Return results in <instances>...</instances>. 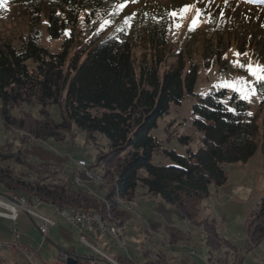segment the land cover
Returning <instances> with one entry per match:
<instances>
[{"label":"trees","instance_id":"obj_1","mask_svg":"<svg viewBox=\"0 0 264 264\" xmlns=\"http://www.w3.org/2000/svg\"><path fill=\"white\" fill-rule=\"evenodd\" d=\"M13 2L36 24L43 17L51 40H64L59 52L52 53L38 45L37 33L29 34L18 47L0 38L3 127L22 130L40 142L61 143L70 134L73 139L81 135L83 146L94 153L90 163L85 160L87 169L100 171L108 187L103 202L75 184L83 173H78L80 177L76 171L65 174L56 183L50 182L55 173L29 181L15 177L9 167L0 166V186L8 193L37 198L58 209L77 208L101 217L112 214L122 225L129 216L118 213L116 200L131 202L139 186L148 196L179 210L183 220L194 221L199 212L197 203L209 197V188L226 182V167L246 163L257 149L264 157V112L259 128L256 118L247 115L248 104L236 93L228 95L222 89L203 97L195 95L197 67L193 64L185 70L184 62L178 60L176 66L160 74L170 48L167 22L162 18L120 15L111 0ZM105 18L110 22L100 27ZM212 26L205 23L207 35H212ZM216 37L219 42V34ZM242 42L239 52L244 53L246 47L252 49L256 61L264 66V31L252 33L248 46ZM141 45L148 55L144 54L135 66L134 50ZM207 58L214 60L220 71L224 69L217 44ZM256 90L264 107V82H258ZM185 96L194 99L191 127L200 133L199 147L193 151L189 147L191 137H179L177 141L185 149V154L179 155L165 149L151 132L170 106L179 105ZM21 106L37 108V115L22 112L14 117L13 110ZM50 107L59 108V121L50 117ZM73 145L74 140L68 150ZM155 156L171 165L154 163ZM5 160L0 158V162ZM90 188L94 191L96 187ZM201 224L208 253L206 264L242 263L236 249L219 238L213 221ZM168 234L169 244L178 242L175 232L168 230ZM245 234L250 250L264 241V196L250 215ZM119 260L130 263L126 258ZM78 264L88 262L78 260ZM147 264L166 263L159 258Z\"/></svg>","mask_w":264,"mask_h":264},{"label":"rangeland","instance_id":"obj_2","mask_svg":"<svg viewBox=\"0 0 264 264\" xmlns=\"http://www.w3.org/2000/svg\"><path fill=\"white\" fill-rule=\"evenodd\" d=\"M111 1L115 11L120 15L159 17L167 22L170 48L160 67V74L176 66L178 60L184 62L185 70L189 64L195 65L197 67L195 95L203 97L212 90L222 89L226 90L229 95L236 92L221 86L224 82L231 83L241 80L247 82L246 90L252 94L248 99L242 100L249 106L247 115L256 118L257 125L261 127L264 107L260 106L261 97L256 90L258 81L247 69L249 65L253 68H264V66L256 61L255 52L253 53L252 49L246 47L245 52L240 53L239 45L240 40L243 39L242 43L248 46V39L252 33L261 34L264 31V0H136V2L129 0L127 6L120 10L118 6L124 0ZM187 5H194V7L190 12L181 13L180 10ZM197 8L202 10L199 17L196 14ZM173 12L180 13V15L174 18L170 15ZM194 17L199 23L190 31L189 26ZM39 20L36 24L34 18L13 0H0L1 39L18 47L29 34L37 33L40 47L52 53L59 52L64 38L51 40L46 33L45 20L43 17ZM105 21L110 22L105 18L99 26H107L108 23L105 24ZM178 22L182 26L176 28L175 24ZM207 22L213 23L209 30L212 35H207L208 29H204ZM218 34L219 42L216 37ZM216 44L222 51L221 60L225 66L222 71L214 60L209 59L208 61L207 58L209 50H214ZM237 53L240 55L237 56ZM144 54L148 55L144 45L134 50L135 66H138ZM206 61H208L207 66ZM234 61H238V64H234ZM239 65H244V67L241 68ZM236 94L239 96L238 93ZM193 103L194 99L185 96L179 105L170 106L168 113L158 120L157 127L151 135L165 149L184 155L185 149L177 139L185 136L192 139L190 149L193 151L198 149L200 133L191 127ZM47 111L54 121H59V108L50 107ZM22 112H31L36 116L38 109L21 106L14 109L12 115L19 116ZM73 140L74 145L68 150V145ZM100 144L106 146L105 141H101ZM93 155L90 148L86 149L83 146L81 135L73 139L70 134L61 143L40 142L22 130L4 128L0 120V158H6L5 161L0 162V166L9 167L17 178L31 181L55 173L56 176L52 177L50 182L56 183L62 180L65 174L72 175L75 171L80 177L78 173L81 171L76 162L86 160L90 163L88 160ZM16 159H20V162L17 163ZM153 162L164 166L171 165L168 160L160 156H155ZM225 169L227 171L226 182L221 187L211 186L209 188V197L197 203L199 212L195 215L194 221L183 220L179 210L163 203L159 198L148 196L146 191L139 186L131 202L116 200L119 207L118 213L129 216L122 225L119 218L112 214L101 217L96 213L74 208L92 214L94 220L99 218L101 221L97 229L84 233L89 245L82 243L78 234L69 228L62 218L52 212L50 213L51 219L58 224L57 228L49 229L48 238L53 243L46 242L42 249L38 250L39 256L48 258L46 254L51 253L56 257L59 254L56 246L59 245L65 248L66 252H76L85 258L99 259L101 263L96 264H147L159 258L163 259L166 264H206L208 253L205 245L204 225L201 223L213 221L219 238L232 245L236 249L235 253L243 258L241 264H264V241L257 248L250 250L248 246L246 247L245 234L246 223L250 215L258 209L264 196V157L260 149H257L246 163L233 164ZM141 175L144 176L142 173ZM91 186L96 187L94 191L91 190ZM107 187L106 183L99 185L88 183L81 186L100 200L104 198V191ZM13 194L25 197L20 193L9 194L0 186V195L9 197ZM119 203L127 204L132 211L126 210ZM28 223L27 217L20 214L17 220L18 229L28 228ZM109 227L114 229L112 233ZM29 229L32 231L34 228L30 226ZM168 230L176 233L177 243L172 245L168 243ZM33 232L36 233V230L34 229ZM91 236L98 240L95 247L92 246ZM37 237L38 243L42 241L39 236ZM120 258H126L130 263L127 261V263H122Z\"/></svg>","mask_w":264,"mask_h":264},{"label":"built area","instance_id":"obj_3","mask_svg":"<svg viewBox=\"0 0 264 264\" xmlns=\"http://www.w3.org/2000/svg\"><path fill=\"white\" fill-rule=\"evenodd\" d=\"M81 173L85 174V179H86L88 173H94V171H92L91 169L87 171H81ZM74 178H75V174H74ZM39 208L40 206H38L34 201L19 200L18 197L16 196H10V197L0 196V218H6L13 222V228L11 230V240L10 242L0 241V248H6L11 252H13L15 255L23 254L28 260L30 259L29 251L25 247L20 245L17 241L18 232L15 229L14 222L19 213H26L31 218L39 220L41 222V225L38 226V231L41 234L43 240H45L48 227L54 226L55 222L52 219L45 216ZM51 212H53L56 216L62 218L69 225V227L78 234L79 240L82 243L89 245L84 237V233L90 232V229L93 228L94 219L78 218L77 215L58 213L55 211H51ZM94 251L98 253V251H96L95 249ZM92 264H96V263H92Z\"/></svg>","mask_w":264,"mask_h":264},{"label":"crops","instance_id":"obj_4","mask_svg":"<svg viewBox=\"0 0 264 264\" xmlns=\"http://www.w3.org/2000/svg\"><path fill=\"white\" fill-rule=\"evenodd\" d=\"M50 208H52V207H50V206L45 205V204L42 203L40 205V208L39 209L41 210V212L45 216H47L48 218L51 219L50 213H52L51 212L52 210ZM19 215L17 217V220L19 218ZM27 219L29 221V223H28L29 224V227L32 226L36 230V233H38V235H36V233L33 232L34 229L32 231H30L29 227L26 228V229L25 228L18 229L17 220H16V228H17V230L19 231V234H20L19 241L22 244H24L25 246H27L28 248H30L32 251H34L35 255L32 258V260L34 262H39L40 264H57L56 260L58 259L60 253L61 252H64V253H67V254H70V255H75V256H77L79 258L80 261H83V262L87 261L88 264H90L91 262L92 263H101V261L99 259H97V258H95V259L94 258H87V257L85 258V257L79 255L76 252H66L65 248L60 247L59 245L56 246L59 249V254L56 257L53 256L51 253H47L46 254L48 258H44V257L39 256V253H38L39 251L38 250L42 249L43 245L46 242L47 243H51V244L53 243L48 238V235H49V232H50L51 228H57L58 224L55 223V226L48 227V230H47V240L40 247L41 241L38 243V237L37 236L40 237V240H41V236H40V234H39V232L37 230V227L39 225H41V222L39 220H36V219L31 221L28 217H27ZM54 222H56V221H54ZM67 226L69 227L68 224H67ZM11 227H12L11 221H9L7 219L0 218V241H8L10 239V230H11ZM90 240L92 242V246L95 247L96 244L98 243V240L95 237H92V239H90ZM50 260L52 262H50ZM0 264H28V263L26 262V260H25V258L23 256H21V255L20 256H14L8 250L1 249L0 250Z\"/></svg>","mask_w":264,"mask_h":264},{"label":"snow or ice","instance_id":"obj_5","mask_svg":"<svg viewBox=\"0 0 264 264\" xmlns=\"http://www.w3.org/2000/svg\"><path fill=\"white\" fill-rule=\"evenodd\" d=\"M128 2H129V0H124V2L118 6V10L126 7ZM131 2H136V0H131ZM193 7H194V5H187L183 9H181L180 12L181 13L190 12ZM201 11L202 10L199 8L196 9L197 17H199ZM170 15L175 18V17H178L180 15V13L173 12ZM107 23H109V22L105 21V24H107ZM126 23H127V21H126ZM198 23H199L198 19L196 17H194L192 19L191 25L189 26V30L190 31L193 30L194 27L198 26ZM181 26H182V24L179 22L175 24L176 28H179ZM236 55L239 56L240 53H237ZM234 64H238V61H234ZM239 66L241 68L244 67V65H239ZM247 70L253 77H255L256 81L264 82V68H253L251 65H249ZM221 86L232 89L234 92L239 94L241 99H248L249 96L252 94L251 92L246 90L248 85H247V82H245L243 80L231 82V83L230 82H224ZM229 111H231V109H229Z\"/></svg>","mask_w":264,"mask_h":264},{"label":"bare ground","instance_id":"obj_6","mask_svg":"<svg viewBox=\"0 0 264 264\" xmlns=\"http://www.w3.org/2000/svg\"><path fill=\"white\" fill-rule=\"evenodd\" d=\"M77 164V167L79 168L80 171H87V164L85 161L83 160H80V161H77L76 162ZM102 174L101 172L99 171H94V173H88V175L86 176V179H85V174H84V179H80V178H76L75 179V183L78 185V186H85L86 184L88 183H91V184H103L104 182L102 181ZM0 196H3V195H0ZM13 196H16L18 197L19 200H23V201H27V199L24 197V196H20V195H13ZM3 197H6V196H3ZM10 197V196H9ZM30 201H34L38 206H40L42 203L37 199V198H32ZM121 201V200H120ZM122 207H124L126 210H131L132 211V208L129 207L127 204H123V203H119ZM50 206V205H48ZM128 206V207H127ZM52 207V206H50ZM55 212H58V213H67V214H71V215H77L78 218H92V214H88V213H85V212H81L80 210H75L74 208H70V209H58V208H55V207H52ZM134 209V208H133ZM88 212V211H87ZM135 212V211H134ZM91 213V212H90ZM134 214V213H133ZM132 214V215H133ZM99 217V216H97ZM93 219V218H92ZM96 219V218H95ZM103 222H105L103 220ZM101 221H99V218L97 220H94V226L92 229H90V231L92 230H95L99 227ZM112 223V222H111ZM115 225V224H114ZM113 225V226H114ZM101 227V226H100ZM107 228V227H106ZM104 228V229H106ZM111 230H109L111 233L112 231L114 230L112 227H109ZM105 231V230H104ZM109 233V232H108ZM107 233V234H108ZM121 235V234H119ZM118 240V239H117Z\"/></svg>","mask_w":264,"mask_h":264},{"label":"water","instance_id":"obj_7","mask_svg":"<svg viewBox=\"0 0 264 264\" xmlns=\"http://www.w3.org/2000/svg\"><path fill=\"white\" fill-rule=\"evenodd\" d=\"M9 194H12V193H9ZM19 214H25L31 221L32 220H35V219L31 218L29 215H27L26 213H19ZM3 219H6V218H3ZM7 220H9V219H7ZM16 220H17V218H16ZM16 220H15L14 224H15V229L17 230V228H16ZM9 221H11V220H9ZM11 223H12V227H11V230H12V228H13V222L11 221ZM11 230H10V239L8 241H1V242H10V240H11ZM37 230H38V227H37ZM17 232H18V240L17 241H18V243L20 245H22L23 247H25L29 251V253H30V259L28 260L23 254H17V255H15L13 252H11L10 250H8L6 248H0V249H6L9 252H11L14 256H20V255L23 256L28 264H40L39 262H34L32 260L33 256L35 255L34 251H32L30 248H28L27 246H25L24 244H22L19 241L20 234H19V231L18 230H17ZM40 236H41V234H40ZM41 239H42V241H41L40 247L47 240V234H46L45 240H43L42 236H41ZM78 260H79V258L77 256H75V255H70V254L61 252L60 255H59V257H58V259L56 260V262H57V264H78Z\"/></svg>","mask_w":264,"mask_h":264}]
</instances>
